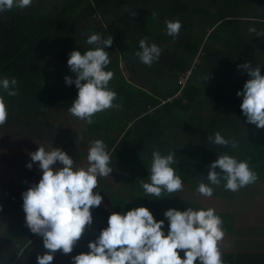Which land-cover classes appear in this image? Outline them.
<instances>
[{"label": "trees", "instance_id": "trees-1", "mask_svg": "<svg viewBox=\"0 0 264 264\" xmlns=\"http://www.w3.org/2000/svg\"><path fill=\"white\" fill-rule=\"evenodd\" d=\"M169 20L181 21L178 37L167 35ZM253 28L264 32V0H34L32 7L0 13V79L18 81L16 96H8L0 88L9 111L7 123L0 130L27 129L59 144L62 138L70 139L77 132L90 143L103 140L111 154L113 172L98 178L99 187L94 191L100 192L103 203L113 211L102 204L91 210L93 223L75 251H89V242L108 226L113 212L143 206L157 221H167L164 212L172 208V202L140 205L134 197L136 191L143 190L141 180L150 182L154 150L164 155L176 153L173 167L183 185L186 178L197 183L201 178L208 183L204 176L227 148L208 140L217 131L239 144L226 154L245 158L249 155L264 165V129L247 123L240 107L243 97L237 95L250 79L239 65L249 62L259 66L264 75V35L256 36L250 31ZM94 33L104 38L113 36V45L106 49L111 59L106 70L114 72L109 88L117 92L115 102L122 104V109L98 113L95 123H86L82 130L74 132L60 121L57 104L46 101L45 94L35 95L36 88L35 94L25 90L23 84L45 87L43 83L51 86L58 81L71 70L67 61L72 51L83 54L94 49L87 43ZM144 37L162 49L159 60L151 67L135 56ZM186 75L182 85L179 79ZM88 150L89 147L86 157ZM24 161L26 168L31 161ZM82 165L89 166L86 162ZM117 177L125 188L115 183ZM258 177L264 181V174ZM223 183L214 190L234 196V192L222 187ZM7 192L9 188L3 191V200L10 196L12 200L5 201L3 208L15 212L16 223L31 238L23 246V255L27 263L33 256L30 261L37 264L33 252L40 247L41 237L26 226L23 207L10 204L19 201L16 195L10 192L8 196ZM17 253L9 254L1 246L0 264L19 259Z\"/></svg>", "mask_w": 264, "mask_h": 264}, {"label": "clouds", "instance_id": "clouds-1", "mask_svg": "<svg viewBox=\"0 0 264 264\" xmlns=\"http://www.w3.org/2000/svg\"><path fill=\"white\" fill-rule=\"evenodd\" d=\"M34 5V0H0V13L14 8L26 9ZM131 15L135 13L132 11ZM154 15V14H153ZM167 35L178 37L182 28L179 20L166 22ZM260 37L264 32L250 29ZM94 49L72 51L67 61L75 79L65 77L67 85L75 84L79 90L72 102L69 112L76 118L91 125L98 113L108 110H120L122 104L116 103L117 92L109 88L114 79V72L106 70L111 63L106 49L113 45V36L107 38L94 33L87 39ZM139 51L135 56L144 65L151 67L162 54L156 43H148V37L139 41ZM250 79L243 90L237 92L243 97L240 105L247 123L264 129V75L259 66L253 67L245 62L238 66ZM209 79V75L205 80ZM15 78L0 79V88L8 96H16ZM9 111L5 99L0 95V126L7 123ZM83 139V137H81ZM208 140L219 146L237 149L238 142L226 139L219 131L209 135ZM31 163L26 166L32 169L38 162L42 177L22 193L23 211L26 226L33 234L40 236L46 251L37 256V264H52L55 253L73 252L78 241L85 235L88 226L93 223L92 209L101 206L104 197L94 191L99 187L98 178L108 177L113 168L111 154L103 140L91 143L87 160L89 166L76 167L73 158L61 148L46 151L39 146L32 152ZM176 153L170 151L162 154L158 149L152 152L150 182L141 180L144 197L163 198L165 193L183 191L181 176L173 167L177 163ZM60 165L61 167H57ZM217 168L221 171L218 172ZM258 173L252 170L248 161L238 160L234 156L221 154L209 168L207 182L199 178L196 192L204 197H212L214 186L227 191L238 192L241 188L254 184ZM3 206L0 205V211ZM168 221V232L165 234V221H157L147 207H137L127 212H113L108 218V226L100 235L89 242V251L73 257L74 264H224L220 242L225 237L222 218L214 208L194 210L188 207L185 211L170 208L164 212ZM23 249L18 255L23 254ZM184 253L181 258L180 253Z\"/></svg>", "mask_w": 264, "mask_h": 264}, {"label": "rangeland", "instance_id": "rangeland-1", "mask_svg": "<svg viewBox=\"0 0 264 264\" xmlns=\"http://www.w3.org/2000/svg\"><path fill=\"white\" fill-rule=\"evenodd\" d=\"M121 65H124L123 60H121ZM71 76L75 79V73L71 70L58 81L52 83L51 86L45 87H33V85L23 84V88L31 93L33 89L36 88L37 94H45L46 101L53 102L57 104L59 108V114L61 115V122H65L74 132L80 131L85 127L86 121H82L76 117H69L72 115L69 112V105L76 99L78 95V89L75 84L67 85L65 82V77ZM128 76V73H126ZM48 87V88H46ZM64 117V118H63ZM70 118V119H69ZM31 130V129H30ZM76 130V131H75ZM58 139L57 137H55ZM59 140V139H58ZM62 144L56 143V141H49L44 137L39 138L31 131H20L16 132L14 128L0 130V205L6 206L5 201L12 200L11 196L8 200H3V191L6 188H9L8 196L11 195L10 192H13L17 199L19 200L17 203L11 201L10 204L16 206L17 208H21L23 205L22 193L25 192L30 185H26L28 183L34 184L38 183L42 177V171L39 169L38 162L33 163L32 169L25 168L24 159L28 158L31 161V153L38 150L39 146L45 148L46 151H51L53 148H61L65 152H67L73 160L76 162V167H83L82 162H86L89 164L87 157L84 155L87 148L91 146V143L86 139L80 138V133H75L72 138H62ZM84 144H83V143ZM231 146H228L224 149V153H227L230 150ZM236 157L238 160L248 161L252 170L257 172L258 174H264V166L257 160L253 159L249 155H231ZM24 158V159H23ZM21 162V163H20ZM32 162V161H31ZM30 162V163H31ZM57 167H61L57 165ZM207 178V176H204ZM118 178V177H117ZM264 181L257 180L255 185H262ZM118 187L125 188L124 182L122 179H119L115 182ZM184 188L183 191L176 192L168 196L165 193V197L163 198H154V197H144V190L135 192V202L140 205H150L154 203L160 202H168L171 203L172 208H175L180 211L187 210L188 207L193 208L194 210L208 209L205 207V203H211L215 205L214 209L216 211L221 210H229L231 211L232 205L235 206L240 204V202L244 203L247 201L249 197L248 193L250 192L249 186L241 188L238 192H234L236 194L235 197H229L225 193H220L214 190L212 197H204L199 195L196 192L198 184L196 181H193L189 178L184 180ZM18 187L20 190H18ZM223 187V185H222ZM253 187V186H252ZM224 188V187H223ZM18 190V191H17ZM21 191V192H20ZM193 193V194H191ZM179 202V203H178ZM242 205V204H241ZM102 206L108 209L109 211H113L112 208L102 202ZM13 210L4 209L0 211V232L4 231V235L1 238V242H5L2 246V249H6V244L15 243L16 240L19 239L18 235L22 230L21 226L18 223H14L16 219L15 212ZM166 231V229H164ZM11 248L10 246H8ZM1 249V247H0ZM21 249V248H20ZM18 249V251L20 250ZM63 253L62 251H58ZM75 255L74 252L70 253V255ZM67 255V254H66Z\"/></svg>", "mask_w": 264, "mask_h": 264}, {"label": "crops", "instance_id": "crops-1", "mask_svg": "<svg viewBox=\"0 0 264 264\" xmlns=\"http://www.w3.org/2000/svg\"><path fill=\"white\" fill-rule=\"evenodd\" d=\"M249 188H251L248 193L250 198H248L246 202H240L239 205L236 203L235 206H230L232 207L231 211H217V213H221L217 215L222 218L224 222L223 227L225 229V237L220 242L224 264H264V182L262 185L254 184L249 186ZM232 197L236 198V194L234 193ZM205 207L214 208L215 205L213 201H211V203H205ZM16 219L13 225L16 223ZM165 222L164 226H166L167 229L165 234H167L168 221ZM4 231L5 229L0 232V247L5 244V242H1ZM23 241H25L26 244H23ZM30 241L31 238H29L25 232L21 231L20 239L16 240L14 244H6V246L8 245L11 247L9 248L7 246L6 248L9 254H12L14 251L15 253L18 252L17 256L19 259H15L11 264H32L30 259L33 256L28 257L29 262L27 263L24 258L25 255H23L25 254L24 251L22 255H18L20 250H24V247L27 246ZM40 242H42L40 247L36 248L33 252L35 257L44 254L46 251L42 238ZM18 249L20 250L18 251ZM73 252L75 255H66L57 251L52 264H74L73 257L79 253L75 250H73ZM180 255L183 259L184 253L181 252ZM16 261L18 262L16 263Z\"/></svg>", "mask_w": 264, "mask_h": 264}, {"label": "built area", "instance_id": "built-area-1", "mask_svg": "<svg viewBox=\"0 0 264 264\" xmlns=\"http://www.w3.org/2000/svg\"><path fill=\"white\" fill-rule=\"evenodd\" d=\"M190 71L187 72V74H189ZM186 79H187V75L186 76H181L180 79H179V82L184 85L185 82H186Z\"/></svg>", "mask_w": 264, "mask_h": 264}]
</instances>
